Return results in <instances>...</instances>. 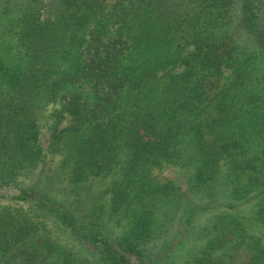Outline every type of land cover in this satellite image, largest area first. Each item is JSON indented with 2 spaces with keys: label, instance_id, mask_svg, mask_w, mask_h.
Listing matches in <instances>:
<instances>
[{
  "label": "trees",
  "instance_id": "16d2710c",
  "mask_svg": "<svg viewBox=\"0 0 264 264\" xmlns=\"http://www.w3.org/2000/svg\"><path fill=\"white\" fill-rule=\"evenodd\" d=\"M239 41L264 62V0H0V201L24 202L84 254L0 209V264H177L174 249L205 236L189 222L207 206L173 217L183 194L155 182L163 164L191 168L209 209L257 201L248 217L218 216L178 264H264V67L237 61ZM56 177L74 190L111 181L66 202Z\"/></svg>",
  "mask_w": 264,
  "mask_h": 264
},
{
  "label": "rangeland",
  "instance_id": "374dc122",
  "mask_svg": "<svg viewBox=\"0 0 264 264\" xmlns=\"http://www.w3.org/2000/svg\"><path fill=\"white\" fill-rule=\"evenodd\" d=\"M44 3L48 2L49 0H42ZM238 43V54H237V61L243 65L248 66L250 68L255 67L256 71L258 70V75L261 73L262 68L264 67V62L261 56L255 51V49L252 46H246L243 42L239 41ZM185 49H188L186 46L185 48H182L181 50L184 52ZM237 66V65H236ZM234 66V67H236ZM233 67V68H234ZM261 68V71L259 72ZM228 71H226V74L228 75ZM53 106H47L44 111L42 112V116L44 118H48L49 124H52L54 122V118L52 117L53 114ZM68 124V119L65 118L61 124L58 126V129L61 130ZM41 135L42 137L47 140L49 137V129L48 124L43 123V127H41ZM47 142V141H46ZM60 156L58 154H52L49 151H47L44 155L43 162L41 165L42 168L48 172V173H56L57 172V166L59 164ZM192 170L191 168L188 169H181L178 167H175L173 165L169 164H163L160 167L154 168L152 172L153 179L157 184H162L166 182L172 183L175 187L178 188L179 192L183 194L181 197V202L175 209L172 210V216L182 218V220L188 219V214L185 211L190 205L192 204H198L201 206L202 209L203 206H207L203 211H200L195 216L194 220L192 218V222L190 221L189 224L193 226L196 231L199 229L201 230V235L204 237H201L198 239H194L193 243H190L189 245H184L181 248L177 247L172 252V261L173 263H185L186 261H191L196 255L202 250L207 240L210 237H213L215 235V223L217 221V217L221 215H228L231 212L236 214L237 212L240 213L243 217H248L250 212L254 209L255 204L257 203L256 200H251L247 204L242 205L239 207L238 210L229 211L224 206L209 209V201L207 198H205V194L202 191L193 192L189 187V178ZM60 177H56V180L54 182V190L52 191L54 196L57 197L61 201H72L73 198L79 197L77 194H82L85 196V200H87V203H91L96 196H99L104 190H106L109 185L111 178L107 179H98L94 181L91 184H83L81 186H78V189H72V185H69L66 181L58 179ZM109 194L105 193L101 196V200L106 203V200L108 199ZM0 209H5L6 211H10L11 213L15 214H21L25 218H31L30 221L36 224V235L37 237H45L48 238L51 241H54L61 246L65 247L69 251L72 252L77 258H83L84 254L78 244L73 242L66 233L63 231V229L57 224L51 222V221H41L37 220L35 218H32L29 216L27 205L22 201L17 200H10V201H0ZM189 209V208H188ZM231 213V214H232ZM181 221V219H180ZM249 229V227H246ZM250 231H246L250 233L252 236L257 237L258 231L257 229L250 228ZM193 232V231H192ZM168 252V251H165ZM168 253H171L169 251Z\"/></svg>",
  "mask_w": 264,
  "mask_h": 264
}]
</instances>
